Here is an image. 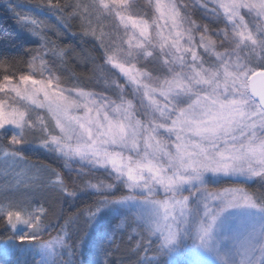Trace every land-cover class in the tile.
Instances as JSON below:
<instances>
[{
	"label": "snow or ice",
	"instance_id": "6c2138e0",
	"mask_svg": "<svg viewBox=\"0 0 264 264\" xmlns=\"http://www.w3.org/2000/svg\"><path fill=\"white\" fill-rule=\"evenodd\" d=\"M195 2L205 9L202 16L209 17V23L197 25L190 16L182 15L176 0H168L166 4L156 0L155 9L161 19L166 17V22H171V30L167 35L157 31L155 37L150 35L148 20L133 18L130 0H92L91 8H85L89 15L95 14L98 19L114 13V19L118 18L125 29L130 25L131 29L138 30V36L136 31L131 35L126 32V57H153L149 49L157 46L162 56L170 57L163 60L155 77L137 69L135 64L126 67L131 62L119 60L115 53L106 57V62L118 69L131 84L143 89L140 103V108L146 109L143 121L136 118L138 109L132 100L125 99L123 87L117 81L112 83L120 90L119 102L84 91L79 86L61 89L58 79L54 84L53 79L37 80L31 75L20 77V84L32 85L31 90L12 86L6 77L5 83H0V93L15 92L16 96L36 107L47 108L60 134L53 131L47 135L48 127L44 126L43 118H38L45 135L41 136L37 147L60 152L69 158L78 157L93 167L107 170L110 166L111 172L115 173L113 179L119 182L85 183L82 192L110 193L121 187L128 189L127 193L119 191L111 197H98L93 205L95 211L90 212L86 221L88 228L104 209L137 205L149 211L147 216L129 220L132 232L140 236L136 248L143 247L144 241L157 234L163 246L168 247L177 241L181 232L189 228L193 231L196 226L199 247L210 251V241L222 214L230 208L245 209L258 217V228L254 223L242 225L243 243L235 246L229 258L220 256L218 259L220 264H264V200L258 204L239 188L212 191L205 180L211 174L217 179L223 175L245 181L258 178L264 183V0H211L216 5L211 9L208 8L209 0ZM47 6L53 11L61 8L53 0H47ZM8 7L12 10L11 5ZM221 9L231 25V36L225 25L213 39L209 35L211 21L221 20ZM241 9L255 14L258 20L254 25L245 20ZM61 20L67 23L63 17ZM30 23L34 25L29 28L32 35L43 40L44 35L36 29L44 22L33 18ZM153 23L160 27L157 21ZM186 24L190 26L185 27ZM196 28L202 29L198 33V42L194 35ZM88 31L96 34L91 28ZM217 41H230V45L222 52L217 51ZM198 48L214 56L215 61H205ZM63 54V50L58 53L61 57ZM40 94H43V100L38 99ZM157 95L162 100L157 99ZM77 109H83L84 115L73 114ZM7 125L19 129L11 135V145L29 143L24 135L26 125L31 126L26 120V110L13 107L8 111L4 103H0V130H3L0 135L8 134ZM117 149L135 153V158ZM3 155L14 161L20 157V150L5 148ZM83 171H76V175L82 176ZM56 175L59 178V174ZM29 179L38 180L39 177ZM54 186L68 197L77 195L76 190L68 191L62 181ZM161 189L165 195L163 200L158 199ZM212 201L219 202L215 212ZM201 208L207 221L201 218ZM13 217L16 222L32 227L27 239L39 241L46 227V217L30 215L29 219L22 220L21 211L8 210L7 220L13 228L16 227L12 223ZM124 226V220L117 225L118 228ZM81 243L82 238L77 240L75 248L78 249ZM35 244L49 256L55 253V246L67 249L70 257L75 255L73 247L70 248L62 238ZM34 264H45V261L41 258L34 260ZM65 264L69 262L65 261Z\"/></svg>",
	"mask_w": 264,
	"mask_h": 264
},
{
	"label": "rangeland",
	"instance_id": "374dc122",
	"mask_svg": "<svg viewBox=\"0 0 264 264\" xmlns=\"http://www.w3.org/2000/svg\"><path fill=\"white\" fill-rule=\"evenodd\" d=\"M90 2V0H77V4L79 5L77 16L81 15L82 17L79 25L83 34L85 36L87 35L91 39L97 40L99 45L105 51L113 49L119 52H108L105 54L106 57L107 55L115 53L119 60H129L131 62L129 64H126V67H131V64H135L137 69L148 72L153 77L157 76L158 74H155L154 72H151L150 70L143 67L141 62H149L152 60L156 63L158 62L159 66L162 67L163 60L170 59V57L162 56L158 46L151 47L149 49L153 52V57H126L125 52L128 50V45L126 43L128 37L126 35V32L128 33V35H131L133 31H136V35L138 36V30L131 29L130 25L128 29H125L122 25H120L118 18L114 19V13L112 15L105 14L99 19L95 16V14L89 15V13L85 11V8H91ZM161 2L166 4L168 3V0H161ZM130 3L133 4V8L131 11L133 13L134 19L148 20L150 25L149 32L151 36L155 37L157 31H163L165 35L169 33V31L171 30V22H166V17L164 19L160 18V14L155 9L156 0H130ZM176 3L181 10V14L190 16L191 20L196 22L197 25L201 23H209V17L202 16V13L205 11V9L201 8L200 5L195 2V0H176ZM185 5H187V7H185ZM215 6L216 5H214L211 0H209L208 8L211 9ZM137 7L139 12L134 10ZM241 14L245 17V20L247 22L248 20L253 21V24H251V22H248L250 25H254V23L258 20L255 14H250L247 9H241ZM75 16L76 15L74 14L72 18H75ZM220 16L221 20L211 21L209 35H211L213 39H216L217 32H220L221 29H225V25L228 26L227 31L231 36V25L224 18L222 9L220 10ZM31 19L32 17H26L21 20V23H19L20 33L24 35L28 40L37 41V48L29 58V65L26 75H31L33 79L37 80L53 79L54 84L58 79L59 87L61 89L74 88L75 85L65 83L61 76L56 71H54L49 59L50 53L44 43V41L47 40V34H51L54 37L53 39L49 40L53 45L59 46L63 45L62 42L69 41L70 38L65 37L60 32V29L58 27L61 20L57 18L56 21L55 18L38 20L44 22L40 28L36 29L38 32H41L44 35V39L42 40L40 36H33L29 31V28L34 27V25L30 23ZM153 21H157L160 27L157 28V24L153 23ZM114 24L121 31L122 36L120 33L118 34L117 31H113ZM189 26L190 25L188 24L185 25V27ZM89 28L95 30L96 34L93 35L90 31H88ZM200 31H202V29L200 28H196L194 31L197 42L199 41L198 33ZM121 37L123 38V44L120 40ZM222 39L223 36L221 35V40ZM73 43L74 44L68 46V48L72 47V50L67 49L66 47V49L63 50L64 54L62 57L58 55L59 52L55 55V57H53V59L55 60V64L61 67L63 70H66V72L72 69V71L78 73L77 75H79V77L89 79V75L93 71L98 75V80H100V82H102L103 79H106L109 76L108 69L99 63L96 56H91V53H93L91 45H88L82 40L78 42L73 40ZM182 43H186V41H182ZM42 45H44V47H42ZM228 45H230V41H224L223 43L217 41V51H224L225 47ZM165 51H167V48H165ZM197 51L198 53L202 54L205 61L209 63L215 61V57L208 53H205L204 49L198 48ZM82 54H84L85 57L87 56L88 58L83 59V61L79 62V65L73 66V64H75L77 61L74 62L72 60H74L75 57L78 59V57ZM34 56L36 57L35 60H33ZM157 57H159V59H155ZM33 64L35 65V67H32ZM104 64L105 66L107 65V67L111 68L112 73L115 74L114 78H116V81L123 87V95L125 99L132 100L133 104L138 109V111L136 112V118L141 119L142 121L145 120L146 117L144 116V112L146 111V109L140 108L143 89L138 88L137 85L131 84L128 81L127 77L120 73L118 69L113 68L106 62V58ZM205 66H208V64L206 63ZM141 79H143L145 82H148L146 77H142ZM11 82L12 86L19 85L21 88L27 87L29 90H31L32 88V85L30 84L27 86L20 84V79ZM108 84L110 83L107 82L103 86L108 87ZM115 89L117 90V92L120 91L116 87ZM84 91L102 94L105 97L119 102V99L113 97L108 92H96L95 90ZM72 95L75 96V92H73ZM38 99L43 100V94H40ZM157 99L162 100V98L158 95ZM0 103H4L5 108L8 111H10L13 107L19 108L22 111L26 110V120L28 121V124L31 125L30 127L28 125H26L25 127L24 135L26 139V132L32 128L35 130L37 129L41 136L45 135L41 132L42 126L39 124L38 118H43L44 126L48 127L49 131L47 135H50L53 131H55L57 135L60 134L59 129L55 128V120L52 119L51 114L48 112L47 108H38L34 104H31L29 101L16 96L15 92L11 91L0 93ZM144 103H148L147 99L144 100ZM73 114L82 116L84 115V110H74ZM6 128L8 129V134L0 136V217L5 220V223L7 225L6 227L9 230L11 237L13 236L14 239L9 240L8 238L1 242L0 253L5 257H12L13 255H16L17 257H19V259H26V261L28 262H24V264H31L29 263L31 261L32 263H34V260H39L41 258L44 259L45 264H65V261H68L69 264H74L75 261L73 260L75 255L70 257L67 249L60 246H55V253L49 256L47 253L40 250L35 243H38L40 241H54L57 238H62L70 248L73 247V251L75 252L76 242L77 240H80L82 238V243L78 248L80 249L78 253H80V255L81 253H83V247H85L87 244L86 237L88 233V230L85 233L84 226L88 228V224L86 223V221L88 220L90 213H86L85 215H83L82 221L72 217L70 207H68L66 203V199H68L69 197L65 194V192L54 186V184L62 181L67 190L70 191L66 183L62 179V174L60 173V171L66 175L73 177L75 179V182H77L84 176H88L92 172L96 171V167H93L87 161H81L78 157L69 158L60 152H51L55 161H57V163L59 162L58 166L60 171L53 170L47 166L35 164L29 161V158L21 152L20 157L22 158L17 157L14 161L4 158L3 151L5 148H7L9 151H12L14 149L21 150L24 147H27V144L25 143H21L15 146L11 145V135L19 132V129H15L14 126L11 125H7ZM1 132H3V130H0V133ZM164 137L165 139L168 138L166 133L164 134ZM171 139L174 141L175 138L172 137ZM71 143L74 144L75 141H72ZM169 148L174 151V147L171 144H169ZM26 149L28 150V152L26 153L33 155V153H31V151L33 150H31L30 147H27ZM43 150L50 152L47 149ZM117 150L123 151L125 155H132L135 158V153H130L124 149ZM66 164L68 166H66ZM80 169L84 170L83 175L77 176L76 171ZM108 169L111 173L109 176L112 178L113 182L119 183L118 181H115L113 179L115 173L111 172L110 166ZM56 174H59V178ZM29 177H39V179H29ZM222 177L223 180H219V178ZM219 178L217 179L211 174H208L205 177V180L209 184L208 188L210 190L215 192H223L225 189L239 188L243 189V191L246 193L244 186L247 184L252 186L253 183H256L252 187L255 191L254 196L252 194L249 195L252 196L254 201H256L258 204L261 200H264V189L263 187H261V183H259V181H255L258 180V178L247 181L243 180L242 178L233 176L221 175ZM224 180H228L231 182L236 181L238 182V187L234 186L218 189L219 183ZM17 181H20V183H17ZM49 181H51V183ZM122 189L125 193H127L128 189L126 187H123ZM78 192L80 194H88L87 192H82L81 190ZM184 194L187 195L188 193L185 192ZM164 198L165 195L163 193V190L161 189L159 191L158 199L163 200ZM218 203V201L211 202V207L214 212L218 210L215 207ZM41 208L44 209L43 213H41ZM8 210L21 211L22 220L29 219L30 215H43L44 217H46L44 221L46 227L42 231L39 241H32L27 239V237L31 236V232L33 231L32 227L22 222H16L15 217H13L12 223H15L16 227L13 228L7 220ZM148 211V209L141 208L137 205H130L123 208L110 207L104 209L98 216L96 222L88 229L90 230L91 228H93V226L101 224L105 220V218L109 217L113 222L114 228L110 237L115 236L117 231H122L126 234V238L128 240H131L132 243H134V247H136V242L140 240V236L132 232L129 220L130 218L136 219L138 216H147ZM161 212H163L162 209ZM201 218L207 221V218L203 217L202 208ZM121 220H124V228L117 227V225L120 224ZM139 222L140 221L137 220V223ZM246 223H254L258 228L259 219L255 216L254 213H251L248 210L230 208L227 212L223 213L217 221L216 229H214L213 240L210 241V251L199 247L200 240L196 237V226H193V231L189 228L181 232L178 235L177 241L173 245H170L168 247L163 246L162 239L158 237L159 234L149 237L148 241H144L146 245L141 247L142 254L140 260L143 263L150 261L153 262L154 260H165L167 264H220L218 257L224 256L225 258H229L233 254V249L235 248V246L239 247L243 243L242 225ZM110 240L111 238L109 239V241ZM115 260H119V254H116Z\"/></svg>",
	"mask_w": 264,
	"mask_h": 264
},
{
	"label": "trees",
	"instance_id": "16d2710c",
	"mask_svg": "<svg viewBox=\"0 0 264 264\" xmlns=\"http://www.w3.org/2000/svg\"><path fill=\"white\" fill-rule=\"evenodd\" d=\"M90 1V5H92V0ZM53 3H59L61 5V8L54 11L49 9L47 6V0H0V83L5 82L6 77L10 81H17L22 75H26L30 54L36 49L37 41L28 40L24 35L20 33L19 23H21V20L26 17H32V19L34 18L37 20H47L55 18L56 21L57 19L61 20V17H63L64 20L67 21V23L65 24L61 20L58 27L60 29V32L65 37L70 38L69 41L62 42L64 46L53 45L49 41L50 39L54 38L51 34H47V40L44 41L50 53L49 59L54 71H56L61 76L63 81L67 84L79 86L84 90L108 92L110 95L118 99L120 91L117 92V90L115 89V84L112 83V81H116V78H114L115 74H113L111 68L107 67V65L105 66L104 63L106 53L111 51H115L117 53L119 52L113 49L105 51L99 45L97 40L91 39L87 35L85 36L83 34L79 25L82 17L81 15L77 16V0H53ZM8 5H11L12 10H9ZM134 10L139 12L138 7ZM74 14L76 16L75 18H72ZM248 22H251V24H253L252 20H248ZM115 24L113 31H117L118 34H121V31L117 26H115ZM73 40H75L76 42L82 40L88 45H91L94 53H91V56H96L99 63L108 69L109 76L106 79H103L102 82H100V80H98V75L93 71L89 75V79L79 77V75H77L78 73L72 71V69L66 72V70H63L61 67L55 64V60L53 59V57H55V55L60 50H65L66 47L67 49L72 50V47L68 48V46L74 44ZM120 40L123 44L122 37L120 38ZM86 58L88 57H85L84 54L79 56L78 59L75 57V59L72 61H77V64L75 63L73 64V66L79 65V62L83 61V59ZM141 64L143 67L150 70L151 72H154L155 74H159L160 72L161 67L159 66L158 62L156 63L155 61L151 60L149 62L143 61L141 62ZM107 82L110 83L108 84V87L103 86ZM26 136L27 140L29 141L27 147H30L31 150H33L31 151L33 155L26 153L28 152V150L26 149L27 147L21 149L20 152L28 157L29 161L35 164L47 166L53 170L60 171L58 166L59 162L57 163V161H55L51 152H47L36 146L41 141V134L38 132V130H35L33 128L29 129L26 132ZM60 173L62 174V179L66 183L69 190H76L77 192V195L75 197H69L68 199H66V203L71 210V216L77 220L82 221L83 215H85L86 213H90L91 211H95L93 205L98 197H100L101 199L104 195H108L109 197H111L118 194L119 191H123L122 188H118L110 193H96L94 191H87L88 194H80L78 192L82 189L83 184L85 183L99 184L101 181L105 185L114 183L112 178L109 176L110 170H105L104 168H100L99 166H96V171L92 172L88 176H84L77 182H75V179L73 177L62 173L61 171ZM219 180H223V177L219 178ZM255 181H259V179ZM237 183L238 182L236 181L231 182L228 180H224L219 183L218 189L234 186L238 187ZM259 183H261V187H263L264 189L263 183L260 181ZM255 184L253 183L252 186L249 184L245 185L244 188L246 190V193L248 192V194H252L254 196L255 191L252 187ZM6 226L7 225L5 223V220L0 217V243L8 238L9 240L14 239L13 236L11 237ZM113 229V222L109 217L105 218V220L101 224L93 226V228H91L90 230L86 226H84L85 233L88 230L86 237L87 244L85 247H83L84 250L81 255L80 253H78L80 249H76L75 257L73 260L75 261L74 264H105V261H107V264H167L165 260H154L153 262L150 261L146 263L141 262V248L137 249L136 247H134V243H132L131 240H128L126 238V234L122 231H117L115 236L110 237ZM110 238L111 240L109 241ZM116 245H119V247H116ZM116 254H119L118 261L115 260ZM24 262L28 261H26V259H19V257H17L16 255H13L12 257H5L0 253V264H24ZM29 263L34 264L32 263V261Z\"/></svg>",
	"mask_w": 264,
	"mask_h": 264
},
{
	"label": "bare ground",
	"instance_id": "6f19581e",
	"mask_svg": "<svg viewBox=\"0 0 264 264\" xmlns=\"http://www.w3.org/2000/svg\"><path fill=\"white\" fill-rule=\"evenodd\" d=\"M36 48H37V46H36ZM35 50H36V49H35ZM35 50H34V51H35ZM34 51H33V52H34ZM33 52H31V54H32ZM31 54H30V55H31Z\"/></svg>",
	"mask_w": 264,
	"mask_h": 264
}]
</instances>
